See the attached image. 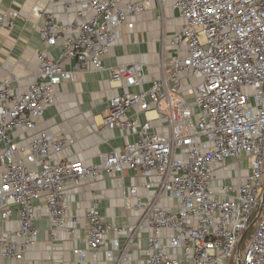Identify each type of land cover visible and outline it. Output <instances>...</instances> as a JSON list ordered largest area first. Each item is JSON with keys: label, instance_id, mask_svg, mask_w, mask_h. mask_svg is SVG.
I'll use <instances>...</instances> for the list:
<instances>
[{"label": "built area", "instance_id": "2783aa9c", "mask_svg": "<svg viewBox=\"0 0 264 264\" xmlns=\"http://www.w3.org/2000/svg\"><path fill=\"white\" fill-rule=\"evenodd\" d=\"M164 1L60 0L66 22L49 12L39 29L42 44L60 48V56L38 51L35 81L24 92L13 91L10 81L0 84V219L7 222L17 208L20 225L0 235L1 258L27 264L39 236L35 203L44 202L54 233L72 231L71 186L127 169L140 173L146 192L132 187L123 200L140 213L138 222L109 224L97 204L90 206L91 251L104 252L111 231L130 241L146 232L145 264H264V0H172L183 28L171 40V57L161 55L160 76L149 80L141 63L107 69L123 94L110 101L105 125L134 142L112 151L102 168L56 160L71 144L65 138L40 133L21 146L14 138L36 131L57 87L73 80L65 61L78 71L106 70L102 60L123 27L134 29L152 3ZM19 17L1 14L0 28L12 29ZM242 157L250 161L245 174ZM232 158L236 176L228 175ZM119 248L115 240L108 257Z\"/></svg>", "mask_w": 264, "mask_h": 264}, {"label": "crops", "instance_id": "0c3cea01", "mask_svg": "<svg viewBox=\"0 0 264 264\" xmlns=\"http://www.w3.org/2000/svg\"><path fill=\"white\" fill-rule=\"evenodd\" d=\"M18 12L20 17L12 29L0 28V84L10 81L15 92H24L35 81L39 63L37 53L47 50L53 59L60 56V48L47 49L42 44L39 29L44 25L46 15L54 13L59 21L66 22L62 14L60 0H0V15L6 12ZM183 28V20L172 10V0H166L162 6L152 3L146 13L139 17L134 29L123 27L121 39L104 58L106 70L96 71L88 68L75 69V62L65 61V71L73 72V80L61 83L57 87L56 100L52 107L45 110L38 119L34 132L15 133L16 142L26 145L40 133H46L71 141L70 146L56 160L70 163L81 160L85 165L102 168L106 157L112 151H122L134 138L122 130H110L105 125V110L110 101L123 94V89L113 84L107 69L118 65L141 63L144 74L149 80L158 78V65L161 55H172V38ZM136 89L133 88L132 92ZM2 171L0 163V173ZM124 176L103 171L96 178L84 181L80 186H71L67 202V219L74 221L72 231L54 233L49 222L47 209L42 200L35 203L39 230L36 243L26 253L27 264H145L147 233L141 232L134 239L122 233L109 232L105 251L94 253L87 243L86 213L90 206L97 204L102 217L109 224L117 226L136 225L140 213L128 210L124 206V197L130 188L138 187L140 194L142 179L137 171L125 170ZM122 181L123 186H119ZM7 222L0 219V235L19 229L18 209ZM119 241L120 248L113 250V243ZM79 250L82 255L75 254ZM0 264H18L13 260L0 257Z\"/></svg>", "mask_w": 264, "mask_h": 264}, {"label": "rangeland", "instance_id": "374dc122", "mask_svg": "<svg viewBox=\"0 0 264 264\" xmlns=\"http://www.w3.org/2000/svg\"><path fill=\"white\" fill-rule=\"evenodd\" d=\"M245 158L246 157H242V159L244 160L243 165H242V170L245 171L244 174L247 172V170H248L247 168H248V165L250 163V161L246 162ZM227 166H230L228 168L230 170L228 175L230 176L232 174L233 176H236V174H237V162H236V159L232 158V160H229L228 163H227ZM221 174H222V172H221ZM252 233H253V229L248 233L247 237L245 238L244 242L242 243V246H241V250L242 251H245L244 249L250 246V240L252 239V236H253Z\"/></svg>", "mask_w": 264, "mask_h": 264}, {"label": "water", "instance_id": "95a60500", "mask_svg": "<svg viewBox=\"0 0 264 264\" xmlns=\"http://www.w3.org/2000/svg\"><path fill=\"white\" fill-rule=\"evenodd\" d=\"M258 216L259 214L257 215L256 219L252 222V224L250 225L249 229L246 231V233L249 232L250 228L256 223V221L258 220Z\"/></svg>", "mask_w": 264, "mask_h": 264}]
</instances>
